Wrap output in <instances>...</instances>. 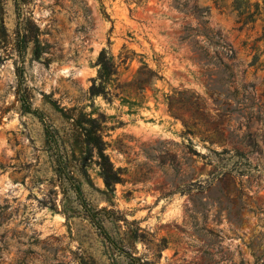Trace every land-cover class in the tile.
<instances>
[{
    "label": "rangeland",
    "instance_id": "1",
    "mask_svg": "<svg viewBox=\"0 0 264 264\" xmlns=\"http://www.w3.org/2000/svg\"><path fill=\"white\" fill-rule=\"evenodd\" d=\"M109 42L158 71L144 102L90 95ZM0 264H264V0H0Z\"/></svg>",
    "mask_w": 264,
    "mask_h": 264
},
{
    "label": "trees",
    "instance_id": "2",
    "mask_svg": "<svg viewBox=\"0 0 264 264\" xmlns=\"http://www.w3.org/2000/svg\"><path fill=\"white\" fill-rule=\"evenodd\" d=\"M191 36L192 35H188L187 37ZM203 36L204 39L202 41L207 40L210 43L198 46L197 44L200 40L197 38L195 39V45L197 46L196 48L199 50V54L203 59H210L211 56L208 53V49L211 47V42H213L214 36H210L206 32ZM22 38L19 39L18 42V51L19 55L24 58L27 36L23 35ZM225 45L226 43L221 46L223 47L222 56L232 62L236 58V53L234 51L225 50ZM136 56L137 53L128 48L126 45H124L121 50L115 54L111 49V42H109V47L103 48L100 51L96 61L98 70L97 75L91 78L92 84L89 88L90 95L92 97L101 96L109 103H113L116 99H121L125 96L134 95L139 98L140 102H144L147 92L149 90H155V84L161 77L157 70L152 68L142 59L140 60L141 64L137 68H134L133 62L136 59ZM226 67H229V63L226 64ZM127 72L130 73L127 74ZM168 98L169 100L172 99L171 96H168ZM22 101L26 110H33L31 109L29 100L26 97H23ZM168 110L170 112L173 111V105L171 102L168 103ZM34 112L38 111L34 110ZM87 121L89 124L85 125L83 129L85 130L86 135L92 138L93 144L97 148L100 156L106 160L103 164V177L105 183L107 185H112L121 182L123 180L121 176L122 169H115L109 155L105 153L106 147L108 146V143L103 138L104 128H106V125L103 124L107 122L106 115L104 113H99L98 117L88 118ZM45 131L49 150L55 156L58 165L60 179L67 182L71 189H75L78 195H80L79 187H77L75 178L70 173L65 157L60 149L56 130L51 124L45 123ZM88 212L90 211L88 210ZM91 216L93 220H95V215L92 214ZM98 226L103 229V225L101 223H99Z\"/></svg>",
    "mask_w": 264,
    "mask_h": 264
}]
</instances>
